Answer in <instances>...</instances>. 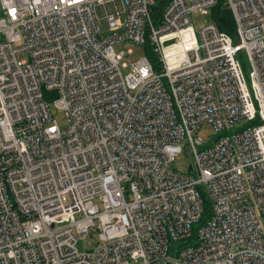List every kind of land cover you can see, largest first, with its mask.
I'll return each mask as SVG.
<instances>
[{"label": "built area", "instance_id": "1", "mask_svg": "<svg viewBox=\"0 0 264 264\" xmlns=\"http://www.w3.org/2000/svg\"><path fill=\"white\" fill-rule=\"evenodd\" d=\"M218 1L0 0V264H264V0Z\"/></svg>", "mask_w": 264, "mask_h": 264}, {"label": "rangeland", "instance_id": "2", "mask_svg": "<svg viewBox=\"0 0 264 264\" xmlns=\"http://www.w3.org/2000/svg\"><path fill=\"white\" fill-rule=\"evenodd\" d=\"M0 16H1V12H0ZM207 18L206 17H202L199 14L193 15L191 17V22L192 25L194 26V28H198L199 25H201L204 22H207ZM101 29L104 30L105 26L101 25ZM129 44L121 42V43H116L113 45V50L115 52H119L120 50L126 49L128 48ZM142 54V52H137L134 56L133 59L138 58L140 55ZM239 61L241 64V72H242V76L243 79L245 81V83L249 86V64L247 61V58L245 56V54L243 52H241L239 54ZM50 109L52 111L53 116L55 117V119L57 120L58 124L60 126H63L65 124V117L62 113L56 112L53 110V108L50 106ZM213 129L209 126V125H204L202 126L201 130H200V135L203 138H208L210 136L213 135ZM187 156L186 154L183 152L182 154H180L178 156V158L175 160L174 162V167L178 170H184L186 168L187 165ZM258 220L260 222V224H264V217L258 216ZM96 235H92V236H88L85 240L82 241L80 247L85 250V249H92L95 247L96 243Z\"/></svg>", "mask_w": 264, "mask_h": 264}, {"label": "trees", "instance_id": "3", "mask_svg": "<svg viewBox=\"0 0 264 264\" xmlns=\"http://www.w3.org/2000/svg\"><path fill=\"white\" fill-rule=\"evenodd\" d=\"M156 4L154 6V19L157 20L169 2V0H155ZM209 19L217 26V28L226 33L231 37V39L235 42L236 40V30L233 22L232 15L230 11L224 6L222 0H219L218 3L210 10ZM146 55L152 63L153 67H157V59L156 56L150 51L149 46L145 45ZM207 217H209V210L207 205H205L204 213L202 216L203 222ZM200 222V223H201ZM198 226L195 227L197 229Z\"/></svg>", "mask_w": 264, "mask_h": 264}]
</instances>
